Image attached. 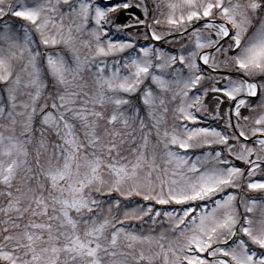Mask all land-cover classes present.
Wrapping results in <instances>:
<instances>
[{"label":"snow or ice","instance_id":"snow-or-ice-1","mask_svg":"<svg viewBox=\"0 0 264 264\" xmlns=\"http://www.w3.org/2000/svg\"><path fill=\"white\" fill-rule=\"evenodd\" d=\"M0 264H264V0H0Z\"/></svg>","mask_w":264,"mask_h":264},{"label":"flooded vegetation","instance_id":"flooded-vegetation-1","mask_svg":"<svg viewBox=\"0 0 264 264\" xmlns=\"http://www.w3.org/2000/svg\"><path fill=\"white\" fill-rule=\"evenodd\" d=\"M113 2H117V1H113ZM126 16H127V13L124 14V17H126Z\"/></svg>","mask_w":264,"mask_h":264},{"label":"rangeland","instance_id":"rangeland-1","mask_svg":"<svg viewBox=\"0 0 264 264\" xmlns=\"http://www.w3.org/2000/svg\"><path fill=\"white\" fill-rule=\"evenodd\" d=\"M113 1H117V0H113Z\"/></svg>","mask_w":264,"mask_h":264},{"label":"water","instance_id":"water-1","mask_svg":"<svg viewBox=\"0 0 264 264\" xmlns=\"http://www.w3.org/2000/svg\"><path fill=\"white\" fill-rule=\"evenodd\" d=\"M122 18H124V17H122Z\"/></svg>","mask_w":264,"mask_h":264}]
</instances>
